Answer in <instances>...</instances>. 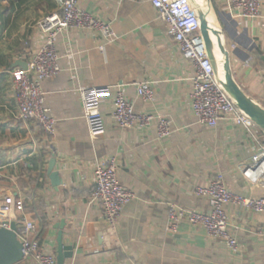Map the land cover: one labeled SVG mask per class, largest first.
Segmentation results:
<instances>
[{
  "label": "crops",
  "instance_id": "crops-1",
  "mask_svg": "<svg viewBox=\"0 0 264 264\" xmlns=\"http://www.w3.org/2000/svg\"><path fill=\"white\" fill-rule=\"evenodd\" d=\"M62 0H0V206L22 201L15 213L17 234L25 221L35 225L41 249L55 257L58 236L71 248L63 264H264V214L226 207L229 231L238 245L231 256L221 240L208 239L186 220L170 231L171 206L210 212L195 190L216 175L242 198H264V156L239 127L211 129L193 117L192 65L180 56L168 27L148 0H80V7L110 24L116 37L104 43L86 30H70L55 40L59 73L43 81L44 105L55 121L54 136L17 117L11 73L38 52L43 37L37 23L59 13ZM260 17L239 18L217 6L222 40L232 75L243 92L264 109V0ZM104 46L100 51L99 46ZM147 82L154 98L143 103L132 87L125 97L136 114L167 118L171 133L157 138V122L147 128H119L112 119L111 89L100 97L102 132L91 136L78 89ZM264 130L257 131L261 139ZM119 163V183L135 194L107 231L103 212L91 202L93 169L106 159ZM58 175L53 185L49 168ZM0 214V223H4ZM17 264H36L23 258Z\"/></svg>",
  "mask_w": 264,
  "mask_h": 264
},
{
  "label": "built area",
  "instance_id": "built-area-1",
  "mask_svg": "<svg viewBox=\"0 0 264 264\" xmlns=\"http://www.w3.org/2000/svg\"><path fill=\"white\" fill-rule=\"evenodd\" d=\"M157 12L158 18L168 27L175 46L183 60L189 62L194 74L190 79L189 95L193 117L197 124L215 128L221 123L239 127L257 143V151L264 156V135L257 139L260 129L233 102L219 84L214 67L207 53L201 34L200 21L192 10L188 0H148ZM217 6L239 18L257 19L260 17L261 0H214ZM80 0H62L59 13L48 15L37 23L44 39L41 48L26 64V68H16L11 73L10 88L17 105V117L24 122H32L48 137L54 136L55 121L44 105L41 84L44 80L59 73V57L55 49V40L70 30H86L96 33L104 43H112L116 37L110 24L85 12L79 5ZM213 2V0H212ZM214 5V4H213ZM100 51L104 46H99ZM132 87L143 103L154 98L152 87L147 82L115 87L78 89L82 105V117L91 136L102 132L103 119L99 109L100 97L111 89L115 91L112 101V119L121 129L147 128L157 122V138L163 140L171 133L167 118L136 114L133 104L126 99L125 89ZM119 163L111 158L97 163L93 169V191L91 202L99 205L103 212L107 231L113 233L126 205L135 199L133 191L124 188L118 181ZM197 197L205 198L210 212L183 211L171 206L168 211L170 231H176L177 224L186 220L192 226H199L210 240L225 243L231 256L238 254V245L229 231L226 207L230 204L241 206L257 214H264V198H242L232 193L221 175L213 177L206 187L195 190ZM22 201L7 198L0 206L4 217L2 226L9 228L15 213H22ZM264 233V228L260 229ZM22 246L23 258L32 259L36 264H57L55 257L44 252L35 238V225L25 221L22 233L17 234Z\"/></svg>",
  "mask_w": 264,
  "mask_h": 264
},
{
  "label": "water",
  "instance_id": "water-1",
  "mask_svg": "<svg viewBox=\"0 0 264 264\" xmlns=\"http://www.w3.org/2000/svg\"><path fill=\"white\" fill-rule=\"evenodd\" d=\"M188 2L200 21L201 34L219 84L237 108L264 130V109L243 92L232 75L230 56L222 40L223 29L212 0H188ZM22 68L25 69L26 65ZM53 164L54 161L51 162L49 174L53 185L57 186L58 175L52 173ZM3 224L5 222L0 223V264H17L23 260V254L17 237L16 225L11 222L9 228H5ZM57 242V264H63L64 259L71 258V248L62 245L61 234Z\"/></svg>",
  "mask_w": 264,
  "mask_h": 264
}]
</instances>
